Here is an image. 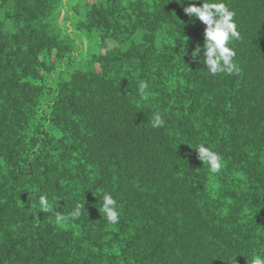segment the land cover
<instances>
[{
  "label": "trees",
  "instance_id": "obj_1",
  "mask_svg": "<svg viewBox=\"0 0 264 264\" xmlns=\"http://www.w3.org/2000/svg\"><path fill=\"white\" fill-rule=\"evenodd\" d=\"M222 2L240 39L236 71L213 76L176 0H0V264L264 256V0Z\"/></svg>",
  "mask_w": 264,
  "mask_h": 264
},
{
  "label": "clouds",
  "instance_id": "obj_2",
  "mask_svg": "<svg viewBox=\"0 0 264 264\" xmlns=\"http://www.w3.org/2000/svg\"><path fill=\"white\" fill-rule=\"evenodd\" d=\"M176 3L183 8V12L192 22L196 20L205 25L203 50L197 45L191 52V58L200 61L201 52L203 51L202 63L206 66V71L215 76L218 73L231 74L236 71L233 59L236 52L229 46L233 40L240 39V33L237 30V24L234 20V12L231 11L224 2H206V0H176ZM187 3L185 7L184 4ZM146 81H140L138 91L141 96L146 94L148 89ZM153 128H161L165 125L163 116L156 112L151 120ZM197 152L198 159L207 164L208 170L212 174H218L222 168V158L209 147L200 144L194 148ZM38 208L42 212H48L50 205L47 195L38 196ZM102 209L104 218L109 224H117L119 222V213L116 209V200L111 194L103 195ZM85 205H77L71 213L72 218H78L81 215V208ZM57 219H63V215L56 213ZM251 264H264V256L256 254Z\"/></svg>",
  "mask_w": 264,
  "mask_h": 264
},
{
  "label": "rangeland",
  "instance_id": "obj_3",
  "mask_svg": "<svg viewBox=\"0 0 264 264\" xmlns=\"http://www.w3.org/2000/svg\"><path fill=\"white\" fill-rule=\"evenodd\" d=\"M72 1H74V0H72ZM60 22L63 23L64 22V19L61 18L60 19ZM111 45H113V42L112 41H109L108 46H111Z\"/></svg>",
  "mask_w": 264,
  "mask_h": 264
}]
</instances>
